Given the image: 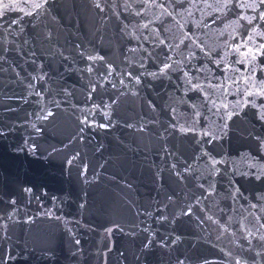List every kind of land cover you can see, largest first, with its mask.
Here are the masks:
<instances>
[{"label": "water", "instance_id": "1", "mask_svg": "<svg viewBox=\"0 0 264 264\" xmlns=\"http://www.w3.org/2000/svg\"><path fill=\"white\" fill-rule=\"evenodd\" d=\"M3 2L15 4L16 10L0 19V49H13L7 63L0 61V217L10 211L12 200L18 212L11 219H0V264H177L178 258L184 264H236L241 259L264 264L260 239L264 202L255 196L264 191V180L255 179L257 169L252 167L264 165V146L255 140L264 136V121L248 110L229 122L223 139L197 144L196 133H181L179 128L164 131L167 105L172 102L169 96L183 95L178 90L184 87L178 79L182 73H169V79L145 59L147 70L157 72L159 78L142 73V83L136 85L119 74L153 48L164 47L174 60L180 58L156 42L155 30L163 27L161 21L172 29L159 37H168L166 44L178 42L173 37L181 30L171 23L174 19L187 26L185 31L191 30L190 46L200 41L220 51L224 37L217 39V32L224 25L213 23L218 14L203 7L201 0L188 12L176 9L180 14L174 12L171 18L155 6L157 0H146L144 7L139 0H101L102 4L118 3L119 16L111 8L101 12L94 0H48L47 10L37 17L30 5L40 0ZM9 20L19 23L9 24ZM194 51L203 57L199 48ZM88 55L105 57L116 71L105 73V65L88 61ZM230 59L238 56L234 53ZM205 63L198 59L196 67L187 70L194 74ZM89 66L91 73L86 71ZM209 67L224 78L223 65ZM233 67L243 74L248 65ZM89 81L92 87L99 85L103 95L99 108L87 99ZM109 82L116 83V89ZM197 82L209 87L193 80ZM239 84L242 93L244 81ZM226 86L231 93L227 100L237 99L235 88ZM201 149L228 161L215 166L221 174L208 176L211 169L205 161H211ZM193 154L203 157L193 165L200 170L198 176L206 177L199 183L207 187L212 182L216 189V194L204 193L207 199L200 204L194 199L201 195L195 178L185 173L186 179L181 180L170 168L183 160L192 163ZM189 204L192 215L182 216L179 209ZM164 205L171 222L157 218ZM148 239L153 243L145 248Z\"/></svg>", "mask_w": 264, "mask_h": 264}, {"label": "snow or ice", "instance_id": "2", "mask_svg": "<svg viewBox=\"0 0 264 264\" xmlns=\"http://www.w3.org/2000/svg\"><path fill=\"white\" fill-rule=\"evenodd\" d=\"M145 4L146 0H139L140 7H144ZM186 4L187 7L185 6ZM201 4L203 7L210 8L218 14L214 17L213 23L219 21L224 25V28L217 32V39L224 37L222 43L218 45L220 51H217L216 47H208L200 41L190 46L191 35L188 33H190L191 30L187 29V31H185L187 26L177 24L174 19L171 20V23L176 24L177 28L181 30L178 37H173L175 40H178V42L166 44L168 37H159L165 32H171L172 29L169 25L165 24L164 21H161L163 27L155 30V35L157 36L156 42L161 46L166 45L169 51L177 52L180 58L174 60L172 56L168 55L164 47H160L158 50L153 48L151 53L145 52L144 55H141L139 61L130 62L129 66L122 69L119 74L122 77H130V83L131 81H135L136 85L142 83V73L150 75L154 79L159 78L157 72H149L147 70V66L143 62L145 59L149 60L153 66L159 68V72L163 73L169 79L171 78L168 75L169 73H182L178 79L183 80L184 87L178 90L183 92V95L178 98H174L172 95L169 96L172 102L167 105L169 120L164 131L167 132L169 129L174 131L179 128L181 133H196V135L193 136L195 143L208 144L217 139H223V134H226V131L230 128L229 122L233 121L234 118H239L241 114L247 115L248 110H254L253 115L260 121H264V60L258 59L264 58V0H213L211 4L207 3L206 0H201ZM30 6L36 10L35 16L38 17L42 12L47 10L48 0H40V2L33 3ZM94 6L101 12H104L105 8H111L113 14L119 16V13L115 11V9L120 7L118 3L109 5L102 4L101 0H94ZM155 6L162 9V14L169 18L173 17L174 12L176 15L180 14L176 12V9H184L185 12H188L189 8L198 7L196 0H165L164 3H160L159 0H157ZM124 8L125 11H127V4L124 5ZM169 8H171L172 11H168ZM15 10V4L4 3L3 0H0V19L6 18L7 12ZM20 11H24V9L21 8ZM249 11L251 15L241 14L242 12L248 13ZM188 14L191 15L190 12ZM28 15L32 16L33 13L29 12ZM232 17H235V19H231ZM241 21L246 23H241ZM8 23L16 24L19 23V21L9 20ZM232 25H235V27H232ZM204 26L206 27L207 25L205 24ZM144 27H147V25H144ZM199 27L200 25L197 24V28ZM230 27L232 28L231 31L228 30ZM257 37L260 39L257 40ZM237 38H239V43L236 42ZM137 39H139V37H137ZM186 41L189 43H186ZM194 48H199L200 51L204 53L203 57H197ZM242 48L245 49V51H241ZM12 51V48L0 49V61L7 63L8 57ZM129 51L136 52L137 49H129ZM185 52L187 55H185ZM234 53L238 56V59L235 61L230 59ZM17 54L22 55L21 52ZM32 55L34 56L35 53H32ZM125 59H127V57ZM198 59H203L206 63L197 67L194 74L190 73L187 69L196 67L195 61ZM87 60L100 61L105 65V73L116 71V68L103 56L88 55ZM133 64L137 65L135 69L132 67ZM233 64H247L248 68L246 72L241 74L238 68L233 67ZM209 65H216L218 68L223 65L225 68L224 78L217 77ZM86 71L91 73L93 72V68L90 66L86 67ZM97 72H99L98 69ZM257 74H260L259 78ZM37 79H39V76ZM193 80L204 81L209 87L206 89L202 83H193ZM212 80H217L218 83L212 84ZM240 80L244 81L242 93L241 85L239 84ZM119 83L123 84L124 80L121 79ZM226 84L235 88L237 99L233 101L227 100V96L231 93L228 91ZM28 87L31 88V84H29ZM111 87L112 89H116V83H111ZM189 93H192V96H190ZM200 93H203V95L201 96ZM68 95H71V93H68ZM97 96H99V104L96 103ZM193 96L195 99H193ZM87 99L92 101L93 108H99L104 104L103 95L99 93V85L92 87V83L89 81ZM110 99L112 98L110 97ZM258 100L260 101L259 103ZM148 103L153 111L157 110L155 104H152L151 101ZM181 108H186L187 110L180 111ZM205 109L210 115H205ZM51 115L52 113L48 112V116ZM44 119H47V116L44 117ZM181 120L183 123H180ZM84 122H88L87 116H85ZM204 122H207V127H203ZM151 123L155 124L157 121L152 120ZM100 126L107 127L108 125L102 124ZM143 130L144 129L141 128V131ZM37 131H39V129H37ZM81 132H83V128H81ZM255 140L258 144L264 146V136H256ZM201 151L203 155L211 161V164L205 161L206 166L211 169L208 176L211 177L221 174L220 169L215 166L218 164H227L228 161L223 157L217 160L211 152L204 151L203 149H201ZM165 153L166 155L171 154L167 148H165ZM202 158L201 156L193 154L190 158L192 163H189L188 160H183L178 163L170 164V168L175 172L177 178L181 180L186 179L185 173L195 178L201 193L200 197H194L196 204H200L201 199H207L204 193L207 192L209 195L216 194V189L212 182H209L207 187L199 183L200 180L206 177L203 174L198 176L197 173L200 170L199 168L193 167V165L199 164ZM252 159L257 158L253 157ZM181 167L182 171L177 170ZM252 167L257 169L254 173L255 179L264 180V165L257 166L253 164ZM233 171H236V169ZM240 174L247 175L248 173ZM229 183L232 184L231 181ZM233 191L239 193V188L234 187ZM229 196H231V193H229ZM255 196L258 202H264V191L256 193ZM168 199L171 200V197ZM15 203L14 200L10 201V211L5 212L4 216L0 217V219H11L12 216L18 212ZM167 208L168 205H164L163 212L158 210L157 218L161 219L163 222H171L169 216L165 215ZM179 212L182 216H190L193 213V206L191 204L186 205L184 208L179 209ZM149 214L150 213L147 212L145 213V215ZM207 219L211 220L212 217L208 216ZM4 228V238L7 239V225H4ZM108 231L110 232L111 229ZM152 234L153 236L156 235V233ZM176 239H179V237H176ZM260 239L264 241V235H261ZM76 243L78 244L79 241H76ZM152 243L153 241L151 239L146 240L145 248L150 247ZM228 255H231V253ZM177 264H184V262L178 258ZM205 264H208V262L205 261ZM236 264H247V261L241 259L236 261Z\"/></svg>", "mask_w": 264, "mask_h": 264}]
</instances>
